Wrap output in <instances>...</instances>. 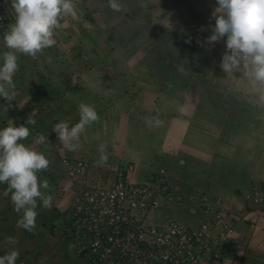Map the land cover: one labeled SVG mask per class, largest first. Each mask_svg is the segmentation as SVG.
Instances as JSON below:
<instances>
[{
    "label": "rangeland",
    "instance_id": "374dc122",
    "mask_svg": "<svg viewBox=\"0 0 264 264\" xmlns=\"http://www.w3.org/2000/svg\"><path fill=\"white\" fill-rule=\"evenodd\" d=\"M78 1L75 6L85 2ZM88 2L89 18H76L83 26L74 29L73 45L53 60V126L72 118L74 109L77 123L84 103L95 107L96 122H102L99 130L109 124L115 128L125 119L132 125L138 121L139 133L149 130L153 137L177 124V118L182 117L178 129L193 123L202 129L211 116L218 119L217 127L225 122L224 127L233 129L226 138L234 144L240 139L246 142L253 132L250 128L264 118V86H254L240 72L222 70L226 39L207 42L215 25L216 0H119V11L110 7L109 0ZM25 75L44 80L33 69ZM165 145L147 141L138 151L160 154ZM157 162L159 166L148 174L168 167L165 158ZM127 163L134 162L122 164ZM137 172L138 167L132 174Z\"/></svg>",
    "mask_w": 264,
    "mask_h": 264
},
{
    "label": "crops",
    "instance_id": "0c3cea01",
    "mask_svg": "<svg viewBox=\"0 0 264 264\" xmlns=\"http://www.w3.org/2000/svg\"><path fill=\"white\" fill-rule=\"evenodd\" d=\"M88 1L81 2L82 6H75L77 17L82 21L84 17L89 18L86 12ZM74 2H77L75 5L79 4L78 0ZM88 12L90 13V8ZM67 17L69 20L65 19ZM61 24L63 26L57 29L56 43L52 47L35 56L17 53L19 70L14 76L16 87L11 90L14 95L10 100L0 98V127L7 126L8 119H12L17 127L21 124L26 125L29 117L36 121L35 126L28 125L31 133L24 143L36 151L44 152L50 160L49 167L38 173V176L40 180L46 179L49 182V189L44 191L51 196L50 208L43 207L38 202L36 226L32 231H27L17 226L22 213L15 211L10 196H3L7 185H0V255L11 248H17L20 252L17 264H91L90 256L79 253V243L71 238V206L75 189L64 175L60 161L57 160V157L61 156L86 161L93 178L105 187L114 184L116 169L127 161L134 162L138 167L137 174L131 173L132 178H129L133 182H143L144 178L147 179L165 168L171 179L188 192L199 195L209 189L211 192L207 193L228 201L238 216L235 231L221 250L222 264H264V205L254 206L247 201V194L255 186L264 190V134H259L260 131H264V118L259 117L257 124H254L255 127L250 128L253 132L246 138V142L241 143L242 139L236 141L242 144L240 145L226 138L233 129L230 126L224 127L225 122L222 123V128L217 127L219 123L216 117L205 115L210 118L206 120L202 129L195 123L189 128L178 129L182 119L180 117L176 119L177 124L174 122L173 126H166L167 132L163 129L153 137L149 130L146 133H139L141 128L138 121L132 125L130 120L122 117L120 119L124 120L115 128L109 124L102 125V130H99L98 125L102 122L90 124L81 134L80 146L75 151H69L58 140L51 121L53 60L64 47L73 45L72 40L76 34L74 29L83 25L70 15L65 16ZM6 51L10 49L4 43L0 44V53ZM31 69L38 72L44 80L36 81L29 75L26 76L25 73ZM46 73L48 75H43ZM47 88L49 90L46 92L50 97L46 95L49 100L44 96L46 92L43 89ZM4 106L8 107L7 112L3 110ZM61 109L59 107V111ZM74 110L72 118H67L72 125L76 119V116H73ZM75 114L77 115V112ZM174 130L178 133L170 132ZM245 132L247 131H243L242 134ZM37 134L48 136L49 141L44 145H36L34 141ZM147 141L167 143L166 151L157 154L148 147L153 153L146 150L140 153L139 145H144ZM102 144L105 145L104 151L108 159L101 166L98 161L101 158ZM164 158L168 167H159L152 174H148L151 167L159 166L158 159ZM165 214L175 215L182 222L195 227L201 221L200 216H189L173 210L161 213L160 217ZM9 237L14 238V243H9Z\"/></svg>",
    "mask_w": 264,
    "mask_h": 264
},
{
    "label": "built area",
    "instance_id": "2783aa9c",
    "mask_svg": "<svg viewBox=\"0 0 264 264\" xmlns=\"http://www.w3.org/2000/svg\"><path fill=\"white\" fill-rule=\"evenodd\" d=\"M14 22L11 0H0V44ZM61 166L75 189L71 238L91 264H222L221 250L238 217L228 201L208 191L188 192L165 169L133 182L129 174L135 165L127 164L105 187L91 177L84 160L63 157ZM247 201L263 206L264 190L255 186ZM168 210L200 216V224L160 217Z\"/></svg>",
    "mask_w": 264,
    "mask_h": 264
},
{
    "label": "clouds",
    "instance_id": "9594fccd",
    "mask_svg": "<svg viewBox=\"0 0 264 264\" xmlns=\"http://www.w3.org/2000/svg\"><path fill=\"white\" fill-rule=\"evenodd\" d=\"M216 3L218 7L212 13L215 25L207 42L214 44L226 39L222 70L225 73L240 72L254 86H264V0H216ZM109 5L115 11L121 9L119 0H109ZM11 6L15 22L8 26L9 30L3 36L4 44L10 51L0 53V98L4 100H10L14 95L11 90L16 87L14 76L19 70L17 53L35 56L52 47L56 43L57 29L63 26V18L70 15L75 19L78 15L74 0H11ZM79 108L77 123L72 125L61 120L53 126L58 140L69 151H75L80 146L85 128L99 119L95 107L81 103ZM3 110L7 112L8 107L4 106ZM35 124L36 121L29 117L27 126L21 124L17 127L12 119H8L7 126L0 127V185H7L3 196H10L15 211L22 213L17 226L27 231L36 226L38 202L43 207H51V196L44 191L49 189V182L40 180L38 176L49 167L50 160L44 152L24 143L31 133L28 125ZM48 141V136L37 134L34 142L44 145ZM104 149L102 144L98 161L101 166L108 159ZM127 164H134L136 169L135 163ZM167 217L176 218L175 215ZM9 243H14V238L9 237ZM19 256V249L11 248L0 255V264H17Z\"/></svg>",
    "mask_w": 264,
    "mask_h": 264
}]
</instances>
